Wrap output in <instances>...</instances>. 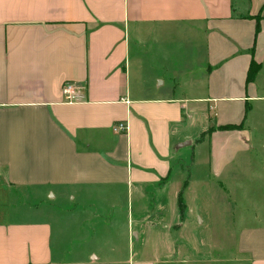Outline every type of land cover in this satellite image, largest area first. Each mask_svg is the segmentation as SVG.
<instances>
[{"label": "crops", "instance_id": "1", "mask_svg": "<svg viewBox=\"0 0 264 264\" xmlns=\"http://www.w3.org/2000/svg\"><path fill=\"white\" fill-rule=\"evenodd\" d=\"M66 83L80 100L67 102ZM260 100L264 0H0V264H264L255 207L229 259L130 230L175 203L173 185L209 186L251 156L246 122ZM229 124L242 127L219 129ZM185 150L192 163L177 182ZM50 200L74 222L61 224V258L40 208ZM120 210L127 244L105 228L97 248L93 220L109 225Z\"/></svg>", "mask_w": 264, "mask_h": 264}, {"label": "rangeland", "instance_id": "2", "mask_svg": "<svg viewBox=\"0 0 264 264\" xmlns=\"http://www.w3.org/2000/svg\"><path fill=\"white\" fill-rule=\"evenodd\" d=\"M246 125L251 133L249 147H252V155L241 156L235 167L225 172L227 178L223 180L210 177L211 183L209 186L205 185L206 182H199L200 187H191L192 177L184 181L187 177L186 168L184 167L192 163V156L186 149L187 151L183 152V156H180L183 172L178 169L173 178L177 182L184 181L181 183L180 188L175 185L171 188L175 203L166 204L164 201L161 205L162 210H159L161 217L155 214L156 220L145 223V229L137 226V224H131L130 230L133 229L137 232L140 229V235H144L146 239L150 235L152 237L151 241L154 242L155 240V244L162 241L166 246L176 244L179 247L182 246L183 249L191 240L198 247L197 252H194L195 255H201L204 253L202 249L209 247L212 255L216 258H233L237 252L239 230L244 226H254L256 224L255 219H245V217H249V207H255L259 210V213L264 214V100L252 103V110L249 113ZM210 127L211 129L216 128L213 119L210 120ZM202 137L200 139L198 136L191 140L190 144L185 147H195L202 140L207 143V134H203ZM206 198H209L212 203L204 204ZM158 207L154 210H158ZM40 208L46 210L53 225L54 244L56 245L58 242L56 249L61 258V224L62 226H72L74 222L67 218L62 219L63 222H61L62 210H68L61 203V200H52ZM76 208V211L80 213L86 210L88 205L85 202L77 205ZM128 214V212L120 210L116 216H112V219L108 216L109 225L103 218L93 220L91 227L98 231L97 248L101 245L99 241L105 238V228L113 229V234L116 235L113 237L123 242L124 236L121 237V233L127 230L128 225H130L127 222ZM131 239L135 241L138 237L131 235ZM198 262H200L199 264L205 263V261H194L191 264H198Z\"/></svg>", "mask_w": 264, "mask_h": 264}, {"label": "built area", "instance_id": "3", "mask_svg": "<svg viewBox=\"0 0 264 264\" xmlns=\"http://www.w3.org/2000/svg\"><path fill=\"white\" fill-rule=\"evenodd\" d=\"M63 92L67 102L73 103L75 101L80 100L81 98V90H79L78 87H76L72 83H66L63 87ZM126 129H127V125L125 123H118L114 127L115 132H125Z\"/></svg>", "mask_w": 264, "mask_h": 264}, {"label": "trees", "instance_id": "4", "mask_svg": "<svg viewBox=\"0 0 264 264\" xmlns=\"http://www.w3.org/2000/svg\"><path fill=\"white\" fill-rule=\"evenodd\" d=\"M259 69H260L259 64L253 61L248 71V77H247L248 82L255 80ZM238 128H240V125L229 124V125L221 126L219 129L229 130V129H238Z\"/></svg>", "mask_w": 264, "mask_h": 264}, {"label": "water", "instance_id": "5", "mask_svg": "<svg viewBox=\"0 0 264 264\" xmlns=\"http://www.w3.org/2000/svg\"><path fill=\"white\" fill-rule=\"evenodd\" d=\"M187 144H189V142H187Z\"/></svg>", "mask_w": 264, "mask_h": 264}]
</instances>
